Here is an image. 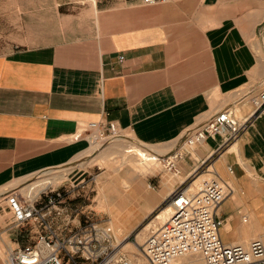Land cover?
Returning a JSON list of instances; mask_svg holds the SVG:
<instances>
[{
	"label": "crops",
	"instance_id": "crops-1",
	"mask_svg": "<svg viewBox=\"0 0 264 264\" xmlns=\"http://www.w3.org/2000/svg\"><path fill=\"white\" fill-rule=\"evenodd\" d=\"M11 1L22 33L14 36L12 25L0 32V193L99 147L92 138L99 130L76 139L87 124L115 123L124 141L167 157L215 114L241 105L237 119L251 120L241 137L227 145L220 136L208 138L177 170L182 182L201 179L210 175L201 170L207 160L235 189L218 211L222 239L243 245L264 240V113L255 115L250 94L238 97L264 80V64L258 69L263 57L258 60L253 50L255 37L264 45L263 0H37L38 7H24L35 0ZM142 181L124 183L125 193L115 195L103 185L110 199L101 206L117 224L137 229L171 193L161 194L162 174L150 177L159 194L143 189ZM139 196L145 199L128 198ZM63 206L54 227L66 234L81 222L72 220L75 204ZM5 221L0 244L6 252L10 244L36 241L37 228L28 234Z\"/></svg>",
	"mask_w": 264,
	"mask_h": 264
},
{
	"label": "built area",
	"instance_id": "built-area-1",
	"mask_svg": "<svg viewBox=\"0 0 264 264\" xmlns=\"http://www.w3.org/2000/svg\"><path fill=\"white\" fill-rule=\"evenodd\" d=\"M166 1L143 0L146 5ZM123 59L121 56L120 60ZM253 106L255 115L264 113V91L253 99ZM250 121L237 119L233 108H225L191 131L177 151L167 157H157L165 169L178 175L177 163L190 150L216 136L223 138L226 145L234 142L248 128ZM92 130H99L92 135L93 141L105 143L121 138L115 123H109L105 128L90 123L76 135V139ZM201 170L210 174L211 180L197 192L192 191L197 179L182 182L158 207L170 206L173 211L165 223L150 230L142 245L148 263L264 264V240L258 238L243 245L226 243L222 239L220 229L223 221L218 217V211L235 189L215 172L207 160L202 162ZM228 172L233 174V169L229 167ZM262 184L264 187V179ZM64 197L61 188L41 193L32 203L19 191L7 193L6 209L12 214L8 226L21 232L34 226L38 232L34 243L6 252L5 264H131L120 252L121 243L110 222L86 217L78 228L66 234L59 232L54 227V220L62 215ZM248 220L247 216L242 217L243 223ZM132 235L133 232L124 241H130Z\"/></svg>",
	"mask_w": 264,
	"mask_h": 264
},
{
	"label": "rangeland",
	"instance_id": "rangeland-1",
	"mask_svg": "<svg viewBox=\"0 0 264 264\" xmlns=\"http://www.w3.org/2000/svg\"><path fill=\"white\" fill-rule=\"evenodd\" d=\"M27 6L38 7L37 0L33 1L32 4H29L26 6H25V1H24V7H27ZM16 7H17V4L16 3L14 4L11 0H0V32L4 31L7 27L12 25L14 28V36L20 35L22 33L21 20L18 14L16 13V10H15ZM259 14L264 17V8L262 9V11L261 10L259 11ZM251 46H253L252 41H251ZM253 50L255 54L257 55L258 60L260 59L259 56L263 57V60H264V45L261 44V41L259 38L255 37V48L253 46ZM263 64L264 62H262L259 65L258 69L263 68L262 67ZM257 83L252 82L250 85L246 86L244 89L240 91L238 97L240 98V97H243V95L245 94L246 95L250 94V96L246 97L248 98L247 102L253 101V99L258 98L261 92L264 91V80L263 81L258 80ZM240 106L241 105H236L235 108L240 107ZM235 108H233V110L236 116ZM238 119H242V118L238 117ZM94 144H99V147L88 152L87 154L82 156L80 159L73 162V164H69L61 168L46 170L41 173L35 174L33 176L27 177L23 180H17L15 182L16 183L15 185L7 187L6 190H3V192L0 193V217L2 218V220L0 221V225L2 227H5L6 226L5 217L8 219L12 217V214L6 213L8 212V209L4 210L7 205L6 203L7 201L5 198L7 193L11 191H19L21 194L25 196L26 190L30 189L35 184L41 181L46 182L47 180H54V179L58 180L59 179L58 185L53 184L48 188L52 190L61 188V190L64 191L65 205H69V204L76 205L77 208H75V212H74V216L72 220H76V222L80 221L82 225L84 224L86 220L85 219L86 216H88L94 221H99V222H111L112 220L115 224L114 227L116 229L117 228L122 229L120 231L121 234H123V236H126L128 231H131L134 228H126L125 226L121 224H117L115 222L114 216L111 217L106 212L107 207L103 208L101 206V203L103 202L107 203V199H109L110 197L107 192L103 191L104 184H108L106 189L109 190V192L113 193L114 195L118 193L124 194L125 192L120 191V190H123L122 188L124 186V183L125 184L128 183L127 181L130 178L131 168H136V167L137 168L141 167L142 171H144L141 177V179L143 180L142 181L143 189L145 190L147 189L149 193L151 194H159V193H156V190H157L156 186L150 184L151 176H157L159 174L163 175V185H162V192H161V194L163 195H166V193H168L169 191L172 192L173 187L178 182H182L184 180L183 178L179 177V175L166 170L165 166L163 165V163L159 161L158 157H157L158 161L155 164L149 163L148 166L147 165L141 166L139 162L136 160L130 161V162L127 161L128 159L127 156L129 155L126 154L125 148H129L132 145L141 146L138 143H135V142L130 143V141H124L123 138L121 137V138L110 140L105 143L96 142ZM146 149H148V147H146ZM85 162H88L87 166L81 165ZM245 170L247 172V176L251 179V181H253L254 183H257L259 180L257 175L250 169L245 168ZM206 177H203L201 179L198 178L194 182L192 186L193 192H197L205 183H207L212 178L211 176H206ZM191 181H194V180H191ZM228 183L232 185L230 181H228ZM48 188L47 190H49ZM101 191H103V193ZM148 191L146 193H148ZM128 198L131 201H136V202L140 199H145L142 196H139L138 199H133L130 197ZM25 199L27 200L26 196H25ZM238 204L240 205L241 203L239 202ZM160 209L157 208L154 211L153 209H151L144 214V216L147 218L137 229H134L135 231L133 232V235L130 239L131 242H134V241L137 242V239H136L137 232L143 229V227L146 224L151 222L155 218V216L157 215L156 213ZM162 210L163 208L160 210L158 215L161 213ZM150 211L151 213L149 214ZM133 214H136V213L132 212V215ZM33 229H34V226L33 228H28L27 231L25 230V232H28V234H30ZM142 232L144 231L141 230L140 239L144 238L145 236V234ZM4 238H6V235H3V239ZM254 239H258V238L257 237L252 238L251 240L247 242V245ZM131 244L129 245L128 248L125 249V252L122 251L121 253L124 254V256L127 257L128 260H133L135 264H147L144 253L142 252L143 254L140 255L135 250L131 251V249H133L132 248L133 245ZM10 247L11 249H14L17 246L10 244ZM5 253H6V250L4 248V245L0 244V254L4 257Z\"/></svg>",
	"mask_w": 264,
	"mask_h": 264
},
{
	"label": "bare ground",
	"instance_id": "bare-ground-1",
	"mask_svg": "<svg viewBox=\"0 0 264 264\" xmlns=\"http://www.w3.org/2000/svg\"><path fill=\"white\" fill-rule=\"evenodd\" d=\"M94 143H96L97 141H93ZM93 143V144H94ZM125 152L126 154H128L129 156L127 161H138L139 164L141 166H148L149 163H156L158 160H157V156L149 153L146 149L142 148L141 146H138V145H135V146H130L129 148H125ZM125 159V157H124ZM84 166H86L87 164H83ZM136 166V165H135ZM147 168V167H145ZM145 170V169H144ZM143 172L141 167L139 168H131V173H130V178L129 180L127 181L128 183L126 184L127 187L131 186L133 181L136 180L137 178H140L142 177L143 175ZM142 180V179H141ZM58 182H59V179L58 180H47L46 182L45 181H41L37 184H35L33 187H31L30 189L26 190L25 192V196L27 198V200L29 202H34L36 200V198L41 194L43 193L44 191L47 190L48 187H50L51 185H58ZM49 189V188H48ZM44 190V191H43ZM132 190V189H131ZM134 191V190H133ZM132 191V192H133ZM130 192V191H129ZM131 192V193H132ZM135 193V192H134ZM136 194V193H135ZM133 196V194H132ZM131 196V197H132ZM110 199V197H109ZM109 199H107V203L109 202ZM172 208L170 206H167L165 208H163V210L161 211V213L155 217L151 222H149L148 224H146L143 229H141L142 233L145 234L144 238L140 239V236H141V230L139 232H137L136 234V239H137V242H131V241H128V240H125L124 239L126 237H128L132 232H134L135 230H131V231H128L127 235L126 236H123V234H121V230L120 228H115V224L114 222L111 220L110 224L112 225V227L115 229L116 231V234H117V237H118V240L119 242L121 243L120 245V252L124 251L125 252V249L129 247V245L131 243V245H133V249L132 250H135L137 251L140 255L143 254V249H142V245L144 244L149 232L151 229L153 228H156L158 227L159 225L165 223L169 218L170 216L172 215ZM106 212L111 216L112 213L109 211V209L107 208ZM151 213V212H150ZM149 213V214H150ZM128 215H131L129 213H127ZM116 215V213H115ZM249 221V220H248ZM248 223V222H247ZM117 227V226H116ZM140 239V240H139ZM144 240V241H143ZM263 240V239H262ZM142 250V251H141ZM143 252V253H142ZM124 255V254H123ZM145 256V255H144ZM127 258V257H126ZM146 258V257H145ZM131 262V264H135L133 260H129ZM146 262L147 264L148 261L146 259Z\"/></svg>",
	"mask_w": 264,
	"mask_h": 264
}]
</instances>
